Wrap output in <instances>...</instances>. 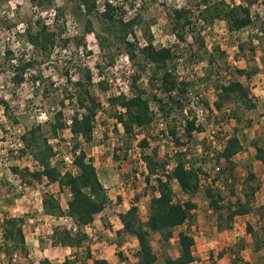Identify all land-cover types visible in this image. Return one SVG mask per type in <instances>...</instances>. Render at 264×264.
Here are the masks:
<instances>
[{
	"label": "rangeland",
	"instance_id": "obj_1",
	"mask_svg": "<svg viewBox=\"0 0 264 264\" xmlns=\"http://www.w3.org/2000/svg\"><path fill=\"white\" fill-rule=\"evenodd\" d=\"M113 1L122 8L124 15L131 12L132 16L137 15L140 18V21H138L134 28L140 34V39L141 36H144V32L149 30L156 47L173 48V46H177L174 51H178L179 56L184 57V61L183 59L182 61L180 60L179 64L187 65V68L182 69V71L179 69L185 80H191L198 72V70H194L196 65L202 70L206 68V71L217 74L219 71L227 70L228 65L233 62V58L235 57H239L237 59L239 62L235 65L237 69L234 68L235 70L233 69L229 75V79L242 81L248 87L250 83L259 84L263 80L264 50L260 51V46L257 45L258 42H254L257 45L258 53L252 58L249 48L246 47L243 53L238 49V44L248 42L249 33L241 31L231 35L224 21H217L211 27L206 28L205 22L199 18L200 11L204 10L202 0ZM223 1L230 5L242 3L241 0ZM263 1L259 0L258 6H253L251 11L259 13L263 16L264 20ZM97 2L101 5L105 0H97ZM79 7L80 0H50L49 2H44L41 6H36L32 0H0V100L4 102L3 104L0 103V109L4 107V112H0V248L3 244L1 231L3 220L5 218H23L22 230L26 246L30 250V260L34 263L38 264L42 259H48L51 260L52 264H62L66 258L72 257L75 252L79 253V256L84 252V250L53 247L48 242L46 243L47 237L54 230L56 222H50L48 217L43 214L41 206L42 194L48 192L55 195L65 210L70 198L69 193L67 191L61 193L55 184L47 185L42 183L32 186L22 180L20 184L13 178L11 168L34 169L30 157H20L19 152L18 154L13 153L17 150L15 147L18 138L15 134L16 130L20 128L27 131V129L34 125H41L47 129L46 123L52 120L55 111L61 109L60 102L67 96L66 92H72L71 85L67 79L75 82L79 76V69L88 68L93 76L94 86L92 90L101 100L103 110H100L96 119L97 134L94 141L91 144L83 145V147L93 160L100 181L113 201L94 224L84 228V232L88 235L92 255L95 258L106 259L110 264H136L133 254L138 249L137 240L128 235L120 238L116 236V232L121 228L118 215L125 213L138 197L137 206L139 207V215L143 219H146L152 189L146 187L141 175V172L144 170L139 165V159L135 151L137 139L132 142L131 147H129L130 149L126 148L123 143L125 136L123 135L121 126L117 125L113 128L115 120L110 114H113L115 110L108 104V99L123 92L125 85L128 84L126 82L128 76L125 68L126 61L124 60L128 55L125 52L116 53L117 55L115 54L113 63L110 65L108 63L109 60L104 58L105 53L100 51L94 35L84 37L83 45L86 47V50L83 49V45L77 48L73 38L83 36L85 20L87 19H90L94 24L95 33L98 32L103 37L108 34L102 30V26H100L95 16L87 17ZM174 8H187L191 11L192 25L187 27L183 32L185 37L184 42L178 41L175 35L171 33L172 27L169 10ZM51 9L56 10L57 16H59L52 23H50L49 20L51 19L48 15ZM122 12L120 11V13ZM41 25H54V27H49V29L56 30L58 34H61V37L56 40V46L48 58L45 55H41L39 51L29 44L26 35L27 31L35 34L41 28ZM191 32L193 33L191 34ZM199 32L201 34L200 38H204V40L202 39L205 46L203 49L194 41L198 37L197 33ZM6 38H9V40L7 41ZM66 39L69 41L63 45V41ZM112 50L115 53L116 47H112ZM8 51L11 52V55L7 56ZM242 55H246L247 58H242ZM15 58L18 60V63L21 61L33 62V66L26 70L24 81L20 85L12 81L16 73L13 69L15 66L11 60ZM209 60L210 62H208ZM128 61L131 62L130 59ZM176 64V61L172 62V65H174L172 67L173 70L177 69L175 68ZM209 64L210 68H208ZM131 66V76L135 72L137 74L141 73L142 81L140 82L148 89L146 79L147 73L149 74V68L147 66L143 68L141 60H136L135 66ZM238 68L248 70L249 73H253L255 70H258V72L251 76L250 81L252 80V82H250L245 77L237 74L236 70ZM143 69H146V71H143ZM221 80H224V78L220 79V81L216 80L210 87L215 90L218 86L222 85L223 81ZM99 81L105 82L106 91H100L97 87ZM192 84L195 85L196 83ZM202 91L204 89L199 88V92L202 93ZM255 93L257 94V92ZM204 98L214 108L213 102L217 99V93L207 92ZM64 104L65 121L67 124H70V117L76 110V107L69 104L68 101H64ZM226 108L223 107V112L221 114L218 113L219 116L211 115L210 111L207 115L203 114L208 133L196 136V142L189 144V147L194 149L192 152L194 151L202 155L204 152L198 153L200 152L198 150L203 149V151H206L204 147H208V150L213 148L210 143L206 142L207 136L213 130L218 134V141L222 138V136L219 137V132L231 134V124L225 121L227 119L226 114H228ZM215 111L218 112L217 110ZM261 112L263 113L242 110L240 112V122H242L240 126L238 125V128L240 127L241 131L243 128L246 129V126L250 123V118L260 119V116H264V108L261 109ZM222 121L225 122L222 123ZM261 130L264 131V127H256V131ZM250 134L253 135V131ZM254 134L251 137L257 139L258 135L255 131ZM145 135L148 137L147 133ZM149 136L151 137L150 133ZM240 137L242 136L240 135ZM49 138L53 147L61 154L58 159L67 155L69 151L67 144L71 145V135L68 130L62 132L59 138H51L50 136ZM161 140L160 134L154 132L151 140H149L150 148L158 147V143L160 144L159 147H162L163 143H160ZM200 141L205 143L204 147L200 145ZM259 144L264 146V136L260 138ZM244 147L243 155L245 157L241 154L235 158L236 161L234 162L237 167L234 176L225 175L222 181L215 184V187H217L215 190L219 189L224 198V206L234 203L238 198H244L241 187L244 185L248 169H255L256 172L261 171L259 164H253L256 162L254 148L250 143L249 145L245 144ZM161 152L168 156L169 154H173L174 150L169 146L165 149L162 148ZM114 156L117 157V160ZM166 158L170 160L169 165L174 167V157L168 156ZM214 168L215 165L211 162L207 166L204 165L203 170L207 175H213L216 172ZM225 178H228L231 182L225 184ZM23 184H25L24 187ZM211 185L202 183L201 192L192 199L197 205L198 210L197 213H194L196 217L193 225H197V221H200V231L203 234V237L196 235L197 244L194 248V257L197 262L195 264H231L232 259L228 258V256L232 250L239 252L245 247L250 246L252 250L255 247L251 239L252 237L250 238L248 234H245V227L241 224L242 221L236 220L234 222L233 220L230 223L232 228H235L237 232H239V227L242 226L241 233L244 235L239 236L240 240L238 238L232 239L231 236L227 235L229 232H223L229 231L228 229L218 230L216 224L217 215L213 212L207 213L209 210H207L208 200L204 196L203 188ZM20 186L21 189H19ZM25 187L26 190H24ZM172 188L176 201L183 203L188 199L180 191L177 183L172 182ZM118 197L120 201H118ZM262 201L263 197H261L260 193L254 196L251 201L253 213H256ZM198 215L201 217L197 218ZM181 230H184V228L182 227ZM191 231L194 234L197 232V229H193L192 227ZM178 232L179 229L174 230L173 237L168 247H166L168 255L171 253L175 254L179 250ZM119 240L121 246L118 245ZM246 240L248 241L247 243ZM152 241L154 250L158 256L156 264H165L163 257L164 250L157 244L155 236H153ZM252 250L248 253V258H254L253 260L258 259V262L260 259L261 261L262 259L264 260V237L260 252L255 254ZM119 252L124 254L127 261H119L117 255ZM220 252H223L226 256L220 259L218 257ZM244 256L246 255L244 254ZM8 262L11 264H25L19 250L12 251L9 257L0 251V264H7Z\"/></svg>",
	"mask_w": 264,
	"mask_h": 264
},
{
	"label": "trees",
	"instance_id": "obj_2",
	"mask_svg": "<svg viewBox=\"0 0 264 264\" xmlns=\"http://www.w3.org/2000/svg\"><path fill=\"white\" fill-rule=\"evenodd\" d=\"M49 1L32 0L36 6H41L44 2ZM241 1V4L230 5L223 0H202L204 10L200 11L199 18L205 22L206 28L211 27L217 21H224L231 35L248 30V42L238 44V49L243 53L246 47L249 48L251 57L254 58L258 53L257 45L260 46L261 52L264 50V20L259 13L251 11L259 0ZM262 3L264 4V1ZM79 9L83 10L87 17L95 16L100 26H102V30L108 34L103 37L98 32L95 33L94 24L90 19H87L85 20L83 36L73 38L77 48L82 47L85 36L94 35L100 51L105 53L104 58L109 60L110 65H112L116 53L125 52L133 66H135L136 60H141L142 67L147 66L149 68L146 79L148 89L140 82L142 81V74L135 72L129 78V94L120 93L108 99V104L115 110L113 114H110L115 120L113 128L117 125L121 126L125 136L123 143L126 148L130 149L132 142L135 141L134 131L136 129H140L142 133L147 131L157 120L156 114L166 122L167 132L176 146L195 143L196 139L193 132H200L202 128L195 127L196 118L194 116L192 119L185 121L182 136L185 143H181V139L177 137L176 120L187 106L183 96L186 88L191 84L186 80L179 81L177 69L180 65L187 68V65L179 64L180 60L183 59L184 61V57L179 56L178 51H174L177 46H173V48L156 47L149 30L144 32L141 39L137 37L134 28L140 18L135 15L124 22V12L118 5L112 6L105 2L104 11L99 12L97 0H80ZM58 17L56 13L55 18ZM169 18L171 19V33L175 35L178 41L184 42L183 32L192 25L191 11L187 8H174L169 10ZM49 27L52 28L54 25H41V28L35 34L30 33V31L26 33L29 44L47 58L55 48L56 40L61 37V34H58L56 30L49 29ZM255 30L259 34H253L252 32ZM197 34L198 37L194 41L203 49L205 47L204 38H202L203 40L200 38V32ZM130 37L134 40L131 41ZM68 41V39L64 40L63 45ZM255 41L258 42L257 45L254 44ZM140 42H142V46L139 45ZM112 47H116L115 53L112 52ZM83 49L86 50L84 45ZM8 55H11L10 51L7 52ZM241 57L247 58L246 55ZM235 58L238 59L239 57ZM175 61L177 62L175 65L177 69L173 70L174 65H172V62ZM32 66L33 62H19L13 68L16 75L12 78V81L20 85L24 81L26 70ZM208 68H210V64ZM79 70V76L75 82L67 79L72 92H66L67 96L60 102L61 109L55 111L52 120L46 123L47 129L41 125H34L21 136L23 147L18 150L19 155L20 157H30L34 169L12 167L11 171L29 185L55 184L61 193L65 191L69 193L70 198L65 210L58 198L51 193L44 192L41 201L42 212L45 216L54 217L57 220L68 217L74 226V228H67L62 224L57 225L47 237L51 241V245L71 250H84L81 256L75 252L72 257L66 258L62 264H110L107 260L95 258L92 255L88 235L84 232V228L91 226L112 204L113 200L102 185L93 160L83 147V145L91 144L95 139L93 129L103 106L99 97L92 90L94 86L92 72L88 68H80ZM143 71H146V69H143ZM236 71L239 76L245 77L247 80H250L251 76L258 72V70H255V72L249 73L248 70L240 68ZM203 72L205 77L208 78L212 75H219L221 71L215 74L206 71V68H204ZM97 87L103 92L107 90L104 81H99ZM155 89L168 94L167 99L163 100L152 93ZM215 91L217 99L213 102V106L220 114L223 112V107H227L228 114L226 116L229 121L228 124H231L232 128L230 137L227 139L222 152L217 153L213 160H209L204 154L194 152L193 158L186 160L185 153H177L174 155V167L167 174L166 167L170 164V160H167L165 156H161L157 148L150 149L149 140L146 137H142L137 142L140 149V158L146 169L145 172H141V175L146 187L152 189L147 218L143 219L139 215L137 197L125 213L118 215L121 228L116 232L118 238L128 235L137 240L138 249L133 254L136 264L157 263L158 256L154 250L153 236L156 237L159 247L164 250L165 264H191L196 261L193 255L195 241L191 234V227L195 221L193 211L197 209V205L192 199L201 192L200 178L202 176L212 178V185L205 186L203 189L209 208L217 215L216 224L219 231L232 229L230 223L233 222L235 217L246 216L252 211L251 201L259 190V186L251 169H248L242 186L244 198H238L234 203L224 206V198L219 189L215 190L217 188L215 184L222 181L225 175L234 176L237 166L233 160L243 150L242 139L238 136L241 131L240 127L238 128L240 112L242 110H254L256 102L250 88L237 79H230L227 84L218 86ZM173 92L176 95H173ZM64 101H68L69 104L76 107L70 117V124L65 121ZM0 103L3 104L4 102L0 100ZM151 103L156 106L157 112L152 111ZM204 105L208 107V103ZM65 130H68L71 135V145H67L69 149L67 154L72 158L70 167L62 158L56 160L61 154L56 151L49 138V136L59 138V135ZM201 145L204 147L205 143L202 142ZM251 145L255 148V159L264 161V146L258 145L257 142H252ZM204 149L208 150V147H204ZM114 157L117 160V157ZM211 162H213L215 168L219 169L214 173L215 176H213L214 174L207 175L203 170L204 165L207 166ZM173 181L177 183L181 192L188 197L185 202L176 201L172 188ZM224 181L225 184L229 183L228 178H225ZM117 199L120 201L119 197ZM258 213L260 218H264V199ZM23 223V218H5L3 220L1 225L3 244L0 251L9 257L12 251L19 250L25 264H36L30 260V250L26 246L22 230ZM185 225L187 226L186 230H181L178 233V252L168 255L166 247H168L173 237L174 230ZM246 231L253 238L255 250H261L264 236L257 233L248 224L246 225ZM118 245L121 246L120 240ZM232 253L235 256L231 260V264L243 262L238 251L232 250ZM117 255L119 261H127L123 253L119 252ZM224 256L223 252L218 254L220 259ZM7 264L11 263L8 262ZM38 264L52 263L48 259H42Z\"/></svg>",
	"mask_w": 264,
	"mask_h": 264
},
{
	"label": "built area",
	"instance_id": "obj_3",
	"mask_svg": "<svg viewBox=\"0 0 264 264\" xmlns=\"http://www.w3.org/2000/svg\"><path fill=\"white\" fill-rule=\"evenodd\" d=\"M36 1H45V0H36ZM106 3L108 4H111L112 6H116V2H114L113 0H105ZM105 2L101 5H99V2H97V5H98V11L99 12H103L104 11V4ZM258 6V5H256ZM50 16V23H52L54 20H55V16H56V10L54 9H51L49 14ZM128 15V16H127ZM134 16H132L131 12H128L127 14H125L123 16V21L126 22L128 21L129 19L133 18ZM203 23V22H202ZM245 33H248L247 30H244ZM134 33L137 37L140 36L139 33H137L136 30H134ZM253 34H259V32L257 30L253 31L252 32ZM131 41H133L134 39L132 37H130ZM6 40L8 41L9 38H6ZM140 46H142V42L139 43ZM4 48V47H3ZM126 62V65H125V68H126V72H127V80L126 82L128 84L125 85V90H123V93L124 95H128L129 94V78L131 77V73H132V64L131 62H129V58L126 57L124 59ZM11 62L13 63L14 66H17L18 65V60L15 58V59H12ZM239 61L235 58H233V62L230 63L228 65V69L227 70H223L220 72L219 75L215 76V75H212L208 78L205 77L204 75V72L203 70L198 66L196 65L194 67V70H198V72L195 74V76L193 78H191V80H186L188 81L190 84L189 87L186 88V91L184 93V98L186 100V104L187 106L183 109L182 113L180 116H178L177 118V122H176V125H177V137L181 139V143L185 141H183V128L185 126V121L188 119H192V117L194 116L196 118V122H195V127L196 128H202V131H194L193 132V136L196 138V136H200L204 133H208L207 132V128L205 127V123H204V119H203V114L204 115H207V113H209V111L211 112V115H216V116H219V112H216L215 108L212 107V105L207 102V100L204 98L206 95H207V92L208 93H216L215 90H213L210 86L212 83H214L216 80H219L224 78V80H221L223 81L222 82V85H225L228 83V81L230 80L229 79V75L231 74L232 70L235 68V65L238 63ZM179 69L180 71H182V69H184V67L182 65H180L178 67V75H179V81H184L185 79L183 78V76L181 75V72H179ZM224 81H227V82H224ZM192 83H196L195 85H193ZM199 88L201 89H204V91H202V93L199 92ZM152 93L156 94L157 96H159V98H162L163 100H166L167 97H168V94H165L159 90H154ZM120 94V93H119ZM118 94V95H119ZM173 95H176L175 92H173ZM205 103H208V107L205 106L204 104ZM150 107L152 109L153 112H157V108L156 106L151 103L150 104ZM0 112L3 113L4 112V107H1L0 109ZM219 113V114H218ZM157 116V120L155 121V123L153 125L150 126V128L145 131V132H141L140 129H136L134 131V137L135 139H137V141H139L142 137H146L148 140H151V137H152V134L154 132H157L158 134H160V138L162 139L160 143H163L162 147L160 146L159 147V143L157 144L158 147H156L158 149V152L161 156H165V157H174L175 154L177 153H185L186 155V160H191L193 157V154L194 153L192 152V150H194L193 148L189 147L190 145L189 144H184V145H181V146H176L174 144V141L173 139L169 136L168 132H167V124L166 122L159 118V115L156 114ZM225 121L229 122L228 119H225ZM225 121H222V123H224ZM120 126V125H119ZM161 131H162V134H161ZM220 131V130H219ZM25 131L22 130V129H17L15 134L17 135V144H16V149L13 153L14 154H18V150L21 149L23 147L22 145V141H21V136L24 135ZM145 133L148 134V137L145 135ZM149 133L151 135V137L149 136ZM14 134V135H15ZM97 134V126H95V128L93 129V136L95 138ZM141 136V138H140ZM221 140H217V137H218V134L213 130L211 131V134H209L207 136V140L206 142L207 143H210V145H212V149L210 148L209 150H206V151H203L202 150H198L200 152L198 153H202L204 152V156L207 157L209 160H213L214 156L217 154V153H220L222 152L225 144H226V141L227 139L230 137V133H223V132H219V137H221ZM200 143H202V141H200ZM69 146V143L67 144ZM136 145V153H137V156H138V159H139V165H141L143 167V170L144 172L146 171L145 169V166H144V163L143 161L141 160L140 158V149L138 148L137 144ZM201 145V144H200ZM171 146L174 150L173 154H169L168 156H166L167 154H162L161 152V149H165L167 147ZM150 147V146H149ZM197 147V145H196ZM195 147V148H196ZM152 149V148H150ZM197 153V152H196ZM58 158H56L57 160ZM62 159L64 160V162L67 164L68 167H70L72 165V158L69 154L65 155V156H62ZM59 160V159H58ZM188 167V165H187ZM172 166L168 165L166 167V173H170L171 170H172ZM219 169L218 168H215V171H218ZM13 178L15 179L16 182H19L21 184V178L16 175V174H13ZM175 182V181H173ZM229 183L231 182V180L228 181ZM176 183V182H175ZM202 183H205V184H212V178L211 177H205V176H202L200 178V184L202 185ZM219 183V182H216V184ZM25 186V184H23V187ZM19 189H21V186L19 187ZM24 190H26V187L24 188ZM181 191V190H180ZM48 219L50 220V222L52 223H55L56 224L54 225V227H56L57 225H59V223H62L63 225H65L67 228H74V226L72 225V221L70 218L68 217H64V218H61L60 220H57L56 218L54 217H48ZM58 222V224H57ZM193 227V226H192ZM191 227V229H192ZM184 230H186L187 226H183Z\"/></svg>",
	"mask_w": 264,
	"mask_h": 264
},
{
	"label": "crops",
	"instance_id": "obj_4",
	"mask_svg": "<svg viewBox=\"0 0 264 264\" xmlns=\"http://www.w3.org/2000/svg\"><path fill=\"white\" fill-rule=\"evenodd\" d=\"M240 82H242V81H240ZM250 82H252V80ZM255 84H257V83H250V85H249L250 91H251L252 95L254 96V100L256 102V108L254 110H251V111H255L257 113H261L262 114L263 112H261V109L264 108V75H263V80L259 84H257L256 86H254ZM255 92H257V94ZM251 111H249V112H251ZM249 121H250V123H248V125L246 126V129L243 128L242 131H240L238 133V136L239 137H240V135L242 136L240 138L242 139L243 150L238 155H236L235 158L236 157H239V155H241V154H242V156H244L243 155V152H244V149H245V147H244L245 144L246 145L247 144L249 145V143L251 144L252 142H257L258 145L261 146V144H259V140H260L261 137L264 136V131H262V130L261 131H256V127L257 128L260 127V126L261 127H264V122H263L264 121V116H260V119L259 118L254 119L252 117V118L249 119ZM241 122L239 123V126H240ZM252 131H253V135H255L254 134V131L257 133V135H258L257 139L251 137V136H253L252 134H250ZM254 150H255V148H254ZM235 158H234L233 161H236ZM255 160H256V162L253 163V164H259L260 165L259 167H261V171L260 172H256L255 169L251 170L253 172V174H254V176L256 178V181L258 183V186H259V190L256 192L255 195H257L258 193H260L261 197H263V199H264V161H259L257 159H255ZM241 191H242V187H241ZM242 193H243V191H242ZM262 203H263V201H262ZM262 203L259 205V207L262 205ZM250 207L253 210L252 203H251ZM259 207L257 208L256 213H253L251 211V213L248 214V215H246V216H243V217H239V216L238 217H235L234 222L236 220H239V222L242 221L241 224H243L244 225L243 227H245V234H248L247 231H246V225L248 224V225H251L257 233H260L262 236H264V218H260V216H259V213H258ZM207 210H208L207 213H212V210L209 208V205L208 204H207ZM197 211L198 210L196 209L195 211H193V213H195V212L197 213ZM195 217H196V215H195ZM200 217L201 216H199V215L197 216V218H200ZM234 227H235V224H234ZM241 227L242 226L239 227V232H237L235 230V228H232L229 231H223V232H226V233L229 232V233H227V235L231 236L232 239L238 238L240 240L241 239L240 237L242 235H244V234L241 233ZM195 228L197 229V232L196 233L192 234V231H191V234H192V236L194 238V241H195L194 248L196 247V244H197V236L198 237H203V234L200 231L201 230L200 229L201 228L200 221H197V225H193V229H195ZM176 229H179V232L181 231V227L176 228ZM248 237L251 238V235L248 234ZM177 239H178V235H177ZM251 239H252V242H253V238H251ZM47 242L51 245V241L49 239L46 240V243ZM247 242L248 241L246 240V243ZM253 245H254V242H253ZM194 248H193V255H194ZM60 249H62V248H60ZM251 250L252 249L249 246V247H245L242 250H240L241 253L239 251V257L240 258L242 257L241 260L243 261L240 264H243V263H249V264H264V260L263 259H262V261L260 259V261L258 262L257 261L258 259L253 260L254 258H250V257L248 258L247 257L248 253L251 252ZM252 251L255 252V254H257L258 252H260V250L259 251H256L255 248ZM244 254L246 256H244ZM234 256H235V254L231 252L229 254L228 258L233 259ZM196 262H197V260L195 262L191 263V264H195Z\"/></svg>",
	"mask_w": 264,
	"mask_h": 264
}]
</instances>
